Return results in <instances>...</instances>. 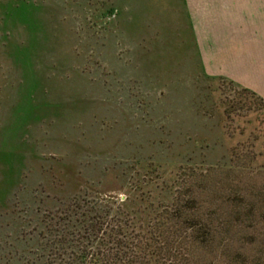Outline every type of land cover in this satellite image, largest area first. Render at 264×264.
<instances>
[{
    "label": "rangeland",
    "instance_id": "obj_1",
    "mask_svg": "<svg viewBox=\"0 0 264 264\" xmlns=\"http://www.w3.org/2000/svg\"><path fill=\"white\" fill-rule=\"evenodd\" d=\"M199 59L182 0H0V264L142 195L205 264H264V102Z\"/></svg>",
    "mask_w": 264,
    "mask_h": 264
},
{
    "label": "trees",
    "instance_id": "obj_2",
    "mask_svg": "<svg viewBox=\"0 0 264 264\" xmlns=\"http://www.w3.org/2000/svg\"><path fill=\"white\" fill-rule=\"evenodd\" d=\"M155 198L128 196L117 207L87 204L77 219L67 209L64 264H205L194 235L155 206Z\"/></svg>",
    "mask_w": 264,
    "mask_h": 264
},
{
    "label": "crops",
    "instance_id": "obj_3",
    "mask_svg": "<svg viewBox=\"0 0 264 264\" xmlns=\"http://www.w3.org/2000/svg\"><path fill=\"white\" fill-rule=\"evenodd\" d=\"M202 68L264 102V0H182Z\"/></svg>",
    "mask_w": 264,
    "mask_h": 264
}]
</instances>
